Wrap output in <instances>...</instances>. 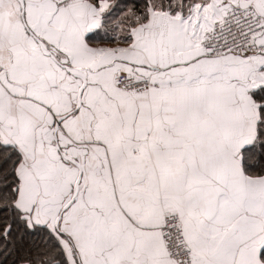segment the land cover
<instances>
[{"label":"snow or ice","instance_id":"1","mask_svg":"<svg viewBox=\"0 0 264 264\" xmlns=\"http://www.w3.org/2000/svg\"><path fill=\"white\" fill-rule=\"evenodd\" d=\"M0 264H264V0H0Z\"/></svg>","mask_w":264,"mask_h":264}]
</instances>
